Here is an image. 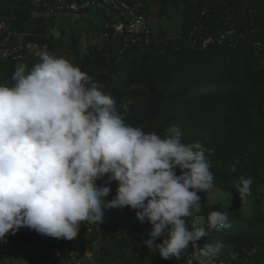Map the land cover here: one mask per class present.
Returning <instances> with one entry per match:
<instances>
[{"label":"trees","instance_id":"trees-1","mask_svg":"<svg viewBox=\"0 0 264 264\" xmlns=\"http://www.w3.org/2000/svg\"><path fill=\"white\" fill-rule=\"evenodd\" d=\"M123 1L144 14L149 0ZM157 2L161 5L159 16L166 17L170 10L182 7L177 15L179 32L172 37L163 33L157 39L153 33L149 47L122 56L118 52L121 45L106 50L97 44L105 32L104 25L94 30L91 15L105 18L98 9L85 12L70 25L69 43L65 40L67 29L57 33L58 20L35 9L29 0H0V20L25 34L26 40L69 59L102 84L127 124L161 137L175 125L184 143L200 142L210 149L206 155L214 175L212 189L218 188L221 194L211 199L212 189L198 192L202 208L194 214L201 222H194L192 215L185 218L188 227L206 230L207 235L197 241L200 246L222 244L214 257L217 264H264V48L255 46L264 44V0ZM82 20L84 24H80ZM229 30L234 33L220 42V36ZM85 38L90 42L83 46ZM208 38L215 42L203 49L200 43ZM38 61H0V84L12 86L18 64H26L30 70ZM176 173L181 174L179 168ZM241 177L252 179L250 194L243 199L236 190ZM106 181L107 174L97 186H109L111 192L105 199L111 200L118 182L106 185ZM245 209H251V215H245ZM212 211L225 213L230 227L211 228L207 217ZM136 212L130 206L105 208L103 223L82 222L81 264H87V254L96 246L92 260L97 264H137L142 260L147 264H187L191 246L179 260H165L149 250L143 241L149 238L152 225L140 222ZM8 236L0 242H6ZM16 240L21 246L35 244L34 264L57 260L52 256L53 248L59 247L57 238L51 237V245L46 247L20 237ZM62 251L61 260L70 264L69 255Z\"/></svg>","mask_w":264,"mask_h":264},{"label":"clouds","instance_id":"clouds-1","mask_svg":"<svg viewBox=\"0 0 264 264\" xmlns=\"http://www.w3.org/2000/svg\"><path fill=\"white\" fill-rule=\"evenodd\" d=\"M12 80L0 84V241L16 232L22 238L19 230L28 227L50 237L48 245L29 240L45 247L51 237L79 233L77 247L82 222L101 224L105 208L130 206L152 225L143 241L150 251L179 260L191 246L188 264H215L222 244H197L207 232L185 219L201 211L197 193L214 187L210 149L184 143L175 125L161 137L127 124L102 84L48 51L30 70L18 64ZM105 174L106 185L118 182L111 200V188L95 183ZM251 184L241 177V199ZM207 220L213 229L230 227L221 211Z\"/></svg>","mask_w":264,"mask_h":264},{"label":"built area","instance_id":"built-area-1","mask_svg":"<svg viewBox=\"0 0 264 264\" xmlns=\"http://www.w3.org/2000/svg\"><path fill=\"white\" fill-rule=\"evenodd\" d=\"M37 10H44L48 15L60 20H69L76 24L79 17L91 9H98L105 15V32L98 40L100 48L110 50L111 46L121 45L118 52L122 56L126 51L139 47H149L153 42V31L147 17L137 12L123 0H29ZM232 30L226 31L220 36L222 42L226 36L233 34ZM214 38H208L200 43L203 49L214 43ZM258 49L264 48V44H256ZM48 51L47 47L41 46L34 41L26 40V35L13 30L7 21L0 20V61H20L24 58L39 60V55ZM25 241L36 239L48 245L49 236L38 233L34 229L23 227L19 230ZM73 240L58 239L60 247L53 250L55 258H61L63 251L69 255L70 264H81L80 245L72 248ZM190 259V258H189ZM188 259V261H189ZM187 261V264H188ZM193 264H196L193 261ZM215 264H217L215 262ZM225 264V263H220Z\"/></svg>","mask_w":264,"mask_h":264},{"label":"rangeland","instance_id":"rangeland-1","mask_svg":"<svg viewBox=\"0 0 264 264\" xmlns=\"http://www.w3.org/2000/svg\"><path fill=\"white\" fill-rule=\"evenodd\" d=\"M161 10V5L157 2V0H149L147 7L143 10L145 15H148L149 23L152 27V31L154 33L155 38L157 39L160 35H163L165 33L166 37H172L175 36L178 31V23L179 18L177 15H180L182 7L170 10L167 16H159ZM94 22L95 27L94 30H100L102 25L105 24L106 20L105 18H102L98 14L91 15ZM83 20L80 22V24H84ZM72 23L69 20L64 21H58L56 22V31L59 33L60 29L66 28L67 37L65 38L66 43L70 42L69 39V28L71 27ZM65 29V30H66ZM166 37H163L164 39ZM163 38H160L159 40H163ZM90 42V38L83 39L82 45L85 46ZM99 183L100 179H98L95 183ZM221 194L220 190L218 188L212 189L210 191V197L211 199H215L219 197ZM245 215H251L252 210L251 209H245L243 211ZM193 220L194 222H201L200 217L197 214H193ZM19 233L16 232L15 234H10V238L6 242H0V264H34L31 262L32 254L34 253L36 246L35 244H29V246H21L17 240H15L18 237ZM18 250V251H17ZM97 246L95 249L93 248L88 254L87 258L85 259L84 263L87 264H97L94 263L92 260V256L94 252H96ZM15 252H18L17 254ZM45 264H64V262L61 259L57 260H48ZM137 264H147L146 261H137Z\"/></svg>","mask_w":264,"mask_h":264}]
</instances>
